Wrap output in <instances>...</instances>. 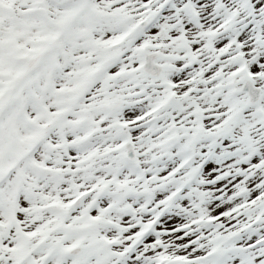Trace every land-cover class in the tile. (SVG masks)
I'll return each mask as SVG.
<instances>
[{
  "label": "snow or ice",
  "instance_id": "obj_1",
  "mask_svg": "<svg viewBox=\"0 0 264 264\" xmlns=\"http://www.w3.org/2000/svg\"><path fill=\"white\" fill-rule=\"evenodd\" d=\"M0 264H264V0H0Z\"/></svg>",
  "mask_w": 264,
  "mask_h": 264
}]
</instances>
